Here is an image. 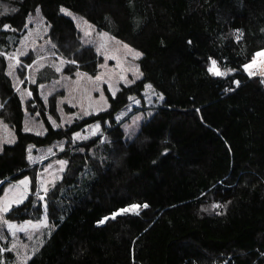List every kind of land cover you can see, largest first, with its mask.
<instances>
[{"label": "trees", "instance_id": "16d2710c", "mask_svg": "<svg viewBox=\"0 0 264 264\" xmlns=\"http://www.w3.org/2000/svg\"><path fill=\"white\" fill-rule=\"evenodd\" d=\"M62 8L139 50L142 78L109 95L107 110L58 128L39 78L31 100L46 131L35 134L5 56L31 14L40 10L65 72L99 71ZM262 50L264 0H0V114L16 137L0 150V188L32 176L34 190L28 146L67 139V168L44 202L31 194L7 214L37 221L46 208L52 230L25 264H264V75L245 70ZM146 84L163 101L143 107L128 135L116 115ZM94 123L103 134L75 144Z\"/></svg>", "mask_w": 264, "mask_h": 264}, {"label": "rangeland", "instance_id": "374dc122", "mask_svg": "<svg viewBox=\"0 0 264 264\" xmlns=\"http://www.w3.org/2000/svg\"><path fill=\"white\" fill-rule=\"evenodd\" d=\"M67 12L71 13L69 16L74 19L80 31L82 42L92 46L101 57L99 71L96 74L81 70L65 72L68 61L58 54L57 44L48 35L49 26L40 10L31 14L26 32L14 49L5 54L7 72L23 103L24 128L30 129L28 132L44 134L46 131L38 107L31 100L34 97L32 86L39 78L44 79L38 88L47 118L56 128L107 110L110 105L109 95L115 96L123 86H130L142 78L139 65L142 53L139 50L109 32L99 30L84 17L71 11ZM123 45H127L134 52H139L140 57L133 58L134 53L129 54ZM257 53H264V50ZM257 53L246 66L252 64L253 60L256 63L251 68L245 66V70L248 74L253 73L252 76H263L264 55L257 56ZM225 73L229 74L232 71L227 70ZM96 77L100 79L97 80ZM161 97L163 96L150 84H146L141 97L129 98L128 105L116 115L117 120L124 122L123 127L128 135H133L139 130L144 119L143 107L159 106L163 101ZM29 101H32L31 106ZM31 107L35 108V111H32ZM3 108L0 101V113ZM101 134L103 127L100 123H94L75 133L72 138L76 144ZM15 140L11 125L0 114V150L5 144H12ZM66 148L67 139L55 141L46 147L29 145L27 160L33 168L35 189H32L34 182L32 176L10 180L0 188V208L3 207L5 198L10 205L7 212L0 211V264H25L49 236L52 226L46 208L37 221H13L7 218V214L26 201L31 194L39 199L42 197L41 200L44 202L48 191L62 178L67 168V160L61 157ZM61 161L65 162L63 170ZM21 181L28 183L25 186ZM21 196L23 200L18 202ZM8 253L11 255L7 256Z\"/></svg>", "mask_w": 264, "mask_h": 264}, {"label": "snow or ice", "instance_id": "6c2138e0", "mask_svg": "<svg viewBox=\"0 0 264 264\" xmlns=\"http://www.w3.org/2000/svg\"><path fill=\"white\" fill-rule=\"evenodd\" d=\"M61 11L62 12H64L66 15H71V13H69V12H67L65 9H61ZM7 27L8 26H5V28L7 29ZM85 35H88V33H85ZM123 47L128 51V53L129 54H133V58H139L140 57V53L139 52H134V50H132V49H130V48H128V46L127 45H123ZM0 55H2V53H0ZM260 55H264V53H257V56H260ZM256 63V61L255 60H253V62H252V64H250V65H248V66H246V67H248V68H251L254 64ZM59 70V69H58ZM212 71H213V74L214 75H220L221 73L216 69V66H215V61H213V65H212V69H211ZM137 71H138V69H137ZM250 75H252L253 73H249ZM79 75V74H78ZM122 79H124V77H121ZM139 78V76H137V79ZM96 79L97 80H99L100 79V77H96ZM114 94V93H113ZM163 97H161V99H162ZM26 131H28V130H30V129H28V128H26L25 129ZM37 134H39V133H37ZM64 161H61L60 162V164H61V170H63V165H64ZM27 181H21V184L22 185H27ZM45 191H46V189H45ZM41 199H42V197H41ZM22 200H23V196H21L20 197V201H18V202H22ZM9 207H10V205H9V203H8V201H7V198H5V201H4V203H3V207L2 208H0V211H3V212H7L8 210H9ZM144 207H147V205H144ZM217 207H219L218 205H217ZM139 208V206H132V208L131 209H125V210H123V211H136L137 209ZM136 214H138V212H136ZM113 218H115V217H113ZM101 223H103V221H101ZM10 227H12L11 225H10ZM33 227H37L36 225H33ZM13 247H15V245L13 246Z\"/></svg>", "mask_w": 264, "mask_h": 264}, {"label": "water", "instance_id": "95a60500", "mask_svg": "<svg viewBox=\"0 0 264 264\" xmlns=\"http://www.w3.org/2000/svg\"><path fill=\"white\" fill-rule=\"evenodd\" d=\"M125 209H127V208H124V209H120V210H118V211L115 212L113 215H111V216L105 218L104 221H106V220L109 219L110 217H116V216H119V215L124 214L126 211H123V210H125Z\"/></svg>", "mask_w": 264, "mask_h": 264}]
</instances>
